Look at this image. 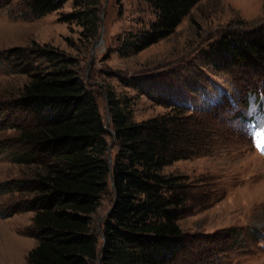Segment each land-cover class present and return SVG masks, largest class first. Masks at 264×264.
Masks as SVG:
<instances>
[{
  "label": "trees",
  "instance_id": "trees-1",
  "mask_svg": "<svg viewBox=\"0 0 264 264\" xmlns=\"http://www.w3.org/2000/svg\"><path fill=\"white\" fill-rule=\"evenodd\" d=\"M70 1L74 11L63 22L76 23L89 41L94 40L101 24V0H5L0 8L13 3L12 16L37 19L62 10ZM145 2L156 20L148 30L128 35L122 44L125 54L141 52L172 35L199 0ZM15 52L19 71L30 76V82L14 106L21 114L32 116L33 123L13 126L20 147L13 162L28 167L30 177L16 183L17 189L0 184V194L24 193L22 200L6 206L0 215L34 214L38 245L28 264H187L193 242H202L203 236L183 233L179 221L190 186L183 177L164 174V169L208 148L213 140L204 137L205 130L220 129L225 120L211 118L206 109L171 104L168 115L134 123L123 103L108 94L118 149L111 163L110 134L98 95L69 69L70 61L44 49ZM41 59L47 61V67L35 66ZM204 59L214 73L234 75L243 69L259 73L264 83L260 73L264 69V25L225 32L210 45ZM122 82L141 88L134 80ZM252 98L255 103L264 102V90L251 88L246 105ZM240 121L247 118L242 116ZM110 180L115 201L103 223L99 249L92 216L108 192Z\"/></svg>",
  "mask_w": 264,
  "mask_h": 264
},
{
  "label": "rangeland",
  "instance_id": "rangeland-1",
  "mask_svg": "<svg viewBox=\"0 0 264 264\" xmlns=\"http://www.w3.org/2000/svg\"><path fill=\"white\" fill-rule=\"evenodd\" d=\"M4 4L0 0V6ZM12 9L13 3L0 8V184L17 189L16 183L30 177L28 167L13 162L20 150L13 126H30L33 117L14 106L30 76L19 71L12 52L55 51L97 93L110 134L111 163L118 149L108 94L123 103L134 123L168 115L171 104L206 109L211 118L225 120L218 131L205 130L204 137L213 140L208 148L164 169V174L183 177L190 186L179 221L183 233L203 236L202 242H193L187 264H264V102L255 103L254 98L251 105L245 102L248 91L264 90V83L259 73L243 69L234 75L214 73L204 59L210 45L225 32L262 27L264 0H199L172 35L128 54L122 52L128 35L148 30L156 20L145 0H101V24L91 41L76 23L63 22L74 11L71 1L37 19L14 17ZM100 36L102 44L93 51ZM35 66L47 67V61L36 60ZM260 73L264 75V69ZM123 79L134 80L141 88L129 87ZM242 116L247 118L244 123ZM23 197L16 191L0 194V211ZM114 201L110 180L92 216L99 249L103 223ZM33 217L20 211L9 218L0 215V264H28L38 245Z\"/></svg>",
  "mask_w": 264,
  "mask_h": 264
},
{
  "label": "water",
  "instance_id": "water-1",
  "mask_svg": "<svg viewBox=\"0 0 264 264\" xmlns=\"http://www.w3.org/2000/svg\"><path fill=\"white\" fill-rule=\"evenodd\" d=\"M101 44H102V36H100L99 41L97 42V44H96V46H95V48H94L93 51H95V49H96L98 46H100ZM110 214H111V212L108 214L107 217H109ZM100 261H101V254H99V263H100Z\"/></svg>",
  "mask_w": 264,
  "mask_h": 264
}]
</instances>
